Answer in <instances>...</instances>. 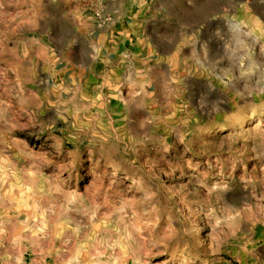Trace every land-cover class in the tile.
I'll use <instances>...</instances> for the list:
<instances>
[{
	"label": "clouds",
	"instance_id": "clouds-1",
	"mask_svg": "<svg viewBox=\"0 0 264 264\" xmlns=\"http://www.w3.org/2000/svg\"><path fill=\"white\" fill-rule=\"evenodd\" d=\"M148 3L0 0V264H264V0Z\"/></svg>",
	"mask_w": 264,
	"mask_h": 264
},
{
	"label": "crops",
	"instance_id": "crops-1",
	"mask_svg": "<svg viewBox=\"0 0 264 264\" xmlns=\"http://www.w3.org/2000/svg\"><path fill=\"white\" fill-rule=\"evenodd\" d=\"M146 10H147L148 12H150V13H151L152 11H154V9H153V7H152V4H151V0H149L148 5L146 6ZM136 11H140V7H139V5L137 6L136 10L133 12V15H134V16H135V14H136ZM136 19L139 20V19H141V17H140V16H137ZM79 22H80V21H77V23H79ZM131 23H132L131 21H128V23L125 25V27L127 28ZM116 27H117L118 29H120L119 24H117ZM121 33H123V39H124L125 43H126L130 48H132V50H133L134 52L137 51V50H139V49L143 46V45H142V42H141V41H138V40L135 38V33H134V32H132V31H124L123 29H120V30L116 33V35H117V36H120ZM143 55H144L146 58L151 59V57L154 56V55H156V53H154V52H153V53H150V52H148V51L145 49L144 52H143ZM107 91H108V90L105 89V92H107ZM111 98H112V99H115V100H122V99H120V98L117 97V96H112Z\"/></svg>",
	"mask_w": 264,
	"mask_h": 264
},
{
	"label": "rangeland",
	"instance_id": "rangeland-1",
	"mask_svg": "<svg viewBox=\"0 0 264 264\" xmlns=\"http://www.w3.org/2000/svg\"><path fill=\"white\" fill-rule=\"evenodd\" d=\"M74 11H75V10H74ZM163 14H164V10L161 9V10H160V15H163ZM79 15H81V16H86V15H87V12L84 11L83 13H80ZM41 50L44 51V49H41ZM45 54H46V53H45ZM179 60H180V56H179V55L172 56V57L169 58V64H170V65L178 64V63H179ZM118 101H119L121 104L124 103L123 100H115V99H112V98H111V102H112V104H115V103H117ZM225 259H229V257H225Z\"/></svg>",
	"mask_w": 264,
	"mask_h": 264
}]
</instances>
